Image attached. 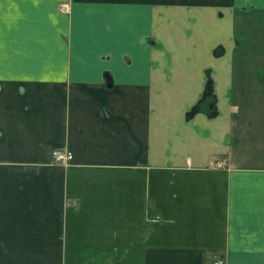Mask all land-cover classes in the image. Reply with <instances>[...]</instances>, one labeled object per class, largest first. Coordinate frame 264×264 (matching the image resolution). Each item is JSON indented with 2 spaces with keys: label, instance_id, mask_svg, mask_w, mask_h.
Segmentation results:
<instances>
[{
  "label": "crops",
  "instance_id": "0c3cea01",
  "mask_svg": "<svg viewBox=\"0 0 264 264\" xmlns=\"http://www.w3.org/2000/svg\"><path fill=\"white\" fill-rule=\"evenodd\" d=\"M218 256L264 264V0H0V264Z\"/></svg>",
  "mask_w": 264,
  "mask_h": 264
},
{
  "label": "water",
  "instance_id": "95a60500",
  "mask_svg": "<svg viewBox=\"0 0 264 264\" xmlns=\"http://www.w3.org/2000/svg\"><path fill=\"white\" fill-rule=\"evenodd\" d=\"M108 86H112V77L108 76ZM213 91V84H212V78L209 76L207 84H206V90L201 97V99L198 101V103L188 112L187 117L191 118L196 115L199 111H206L207 115L213 116L217 113L216 108V95L212 92ZM211 112V113H210Z\"/></svg>",
  "mask_w": 264,
  "mask_h": 264
},
{
  "label": "built area",
  "instance_id": "2783aa9c",
  "mask_svg": "<svg viewBox=\"0 0 264 264\" xmlns=\"http://www.w3.org/2000/svg\"><path fill=\"white\" fill-rule=\"evenodd\" d=\"M53 156L57 162L67 164L69 163L73 158V152L68 149H54L53 150ZM225 161L217 162L218 166H225ZM212 264H226V260L222 256L216 257Z\"/></svg>",
  "mask_w": 264,
  "mask_h": 264
},
{
  "label": "rangeland",
  "instance_id": "374dc122",
  "mask_svg": "<svg viewBox=\"0 0 264 264\" xmlns=\"http://www.w3.org/2000/svg\"><path fill=\"white\" fill-rule=\"evenodd\" d=\"M60 9L63 10V11H68L69 5L67 3H62V4H60Z\"/></svg>",
  "mask_w": 264,
  "mask_h": 264
}]
</instances>
